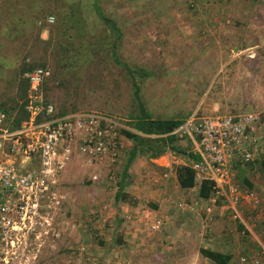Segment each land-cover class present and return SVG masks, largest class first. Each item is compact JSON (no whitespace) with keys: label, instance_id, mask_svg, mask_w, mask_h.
I'll use <instances>...</instances> for the list:
<instances>
[{"label":"rangeland","instance_id":"1","mask_svg":"<svg viewBox=\"0 0 264 264\" xmlns=\"http://www.w3.org/2000/svg\"><path fill=\"white\" fill-rule=\"evenodd\" d=\"M65 1L81 7L87 35L77 37L78 28L70 30L73 48H85L90 57L84 65L79 62L76 69L58 75L52 37L63 32L59 0H0V103L12 102L19 64L34 60L36 68L50 71L41 86L42 103H52L57 111L99 112L114 119L121 133L136 111L132 78L112 56L116 34L99 18L93 0ZM100 5L122 32L119 59L149 72L136 78L153 117L254 112L264 132V87L251 85L244 71L251 47L258 50L251 67L264 60V0H100ZM81 37L88 42L80 43ZM121 135L122 147L114 158L88 162L78 156L62 172L56 188L63 197L57 210H40L27 227L0 235V264H217L200 252L202 247L231 254L228 264H264V246L257 239L264 240L263 204L243 210L244 221H239L230 210L214 206L210 212L209 203L200 202L202 218L188 230L190 239L181 241L151 231V213L146 216L141 208L128 211L126 202L116 201L132 146V140ZM178 144L194 147L188 136H179ZM260 160L255 172L262 178L264 154ZM244 177L243 172L239 176L243 184ZM195 200L199 199L191 193L184 203ZM142 201L141 206L151 202L146 197ZM129 213H136L132 221L141 227L134 240L126 234L133 224ZM187 216L181 212L179 222L190 223ZM217 234L228 237L225 245L218 243ZM142 240L146 242L139 244Z\"/></svg>","mask_w":264,"mask_h":264},{"label":"built area","instance_id":"2","mask_svg":"<svg viewBox=\"0 0 264 264\" xmlns=\"http://www.w3.org/2000/svg\"><path fill=\"white\" fill-rule=\"evenodd\" d=\"M50 74L44 67L26 72L29 86V118L13 128L0 109V235L33 223L40 210H57L62 194L56 188L61 174L78 157L88 162L114 158L122 147L118 123L95 111H74L58 115L52 103H42L41 86ZM257 113L197 115L188 117L173 132L188 136L200 158L192 163L196 181L211 182L214 206L230 210L234 219L244 221L243 207L258 209L263 198L258 190L238 179L240 167L264 153V137L257 133ZM97 179V176H93ZM201 201L183 203L195 210ZM141 213L148 216L146 207ZM128 219L136 217L129 213ZM44 221H48L44 218ZM151 231H160L165 217L149 220ZM43 223V222H41Z\"/></svg>","mask_w":264,"mask_h":264},{"label":"trees","instance_id":"3","mask_svg":"<svg viewBox=\"0 0 264 264\" xmlns=\"http://www.w3.org/2000/svg\"><path fill=\"white\" fill-rule=\"evenodd\" d=\"M59 4L61 13L58 15V24L62 26L63 32L59 38L52 37V45L56 48L55 57L57 61L56 67L58 69V75L66 73L67 70L76 69L79 62L81 65H84L90 57V54L85 48H73L74 33L70 30L78 28L79 33H77V37L87 35L80 5L78 3H69L65 0H59ZM93 5L99 18L102 19L104 23L110 25L114 30L116 40L112 43V56L116 62L122 64L127 69L132 78L134 87L133 99L136 112L131 115V120L128 122L129 128H121V133L132 140V146L129 150V155L115 193L116 201H128L130 196L124 191V187L131 176L129 172L130 165L138 155L147 154L151 157H155L171 150L175 153L187 154L190 158L194 159V161L198 160L200 156L197 153L187 151L178 144L179 134L174 133L173 131L184 123V119L177 117L157 118L151 115L142 97L141 83L136 78L137 74L145 77L149 75V72L144 68H132L119 59L117 54V41L121 37L122 32L117 22L103 12L100 0H93ZM55 26L52 27L55 28ZM49 31L51 32V29ZM82 42L87 43V38L81 37L80 43ZM48 43H50V41H48ZM36 65H38V62L34 60L31 62L23 60L19 64L15 75L16 92L15 95L10 98L12 102L9 103V105L8 102L0 103V109L7 114L10 126L13 128L20 127L22 123L29 118L30 111L27 106L29 103L28 93L30 83L28 78L24 76V73L32 71L36 68ZM20 100L23 101L20 103ZM74 111H68V109L63 108L60 111H57V114L63 115ZM176 172L179 183L182 187H192L196 184L195 171L192 164H180L177 166ZM199 192L200 196L203 198H209L212 196L211 182L209 180H203L200 183ZM200 252L217 264H228L231 259V254L211 248L202 247Z\"/></svg>","mask_w":264,"mask_h":264},{"label":"crops","instance_id":"4","mask_svg":"<svg viewBox=\"0 0 264 264\" xmlns=\"http://www.w3.org/2000/svg\"><path fill=\"white\" fill-rule=\"evenodd\" d=\"M251 48L252 49L249 51L252 53V55L248 56L246 62L247 67L244 69L247 75L245 79H248V81L251 82L250 83L251 85L256 84L258 86L264 87V60L261 66L258 65L256 68L251 67L250 62L254 61L253 56H255L256 53L258 52V50L255 49L254 47ZM238 62L239 60H237L235 64L237 65ZM186 119L187 118L184 119V122ZM256 128H257L256 129L257 133L264 137V132L262 130L261 125L258 124ZM189 141L193 143V141L190 138ZM185 149L189 152L195 153L194 147L191 149H187V148ZM261 154L264 153L257 154L253 162H251L246 166L240 167L238 171V179H240L239 176L244 172L245 173V177L243 178L245 183L244 185L258 190L259 193L262 195L264 193V191L261 190L262 188H264V177L260 178L258 174L255 172V170H257L259 163L262 161L260 160ZM141 156H145V154ZM147 156L148 158L143 160L139 157H136L135 160L130 165L129 172L131 174L130 176L131 181L128 180L127 184L124 187V191L127 192L130 196H132L134 198V201L131 202L124 201L128 205V208L126 209H128V211L131 212L133 211L139 212L140 208L142 210L144 209V207H146L150 210L152 217L158 215L165 217L166 219L165 225L159 231L161 236H164L167 239L168 237L171 238L181 237V241L190 239V237H187V234L189 233L188 230H191V226L196 225V223L201 220L200 218H202V215H200L199 213L200 210L198 209L180 210L178 206L179 205L181 206L184 203V200L187 199V197H189L191 193H195V197H197L199 201L203 203V200L199 192L200 183L196 181V184L192 187H182L178 180L176 168L180 164H190V162H188L187 159L192 162L194 161V159L190 158V156L187 154L175 153L171 150H168L159 156H155V157H151L149 155ZM140 163H142V168L141 166H139ZM140 168L141 170H139ZM151 168H154L153 172L150 170ZM134 172L137 173L135 176H133ZM145 197L150 199L151 201L150 205L141 206L140 203L143 202L142 200L145 199ZM218 208H220L221 210L220 206H218ZM261 208H264V200H263V206ZM243 210H253V209L248 207H243ZM181 212L189 213V216L187 217L189 218L190 223L181 224L179 222V219H182L180 217ZM250 216L252 215L247 214V217ZM130 220H131L130 222H133L132 229L128 231L129 234L128 233L126 234L129 235V238L133 239V237L134 238L137 237L138 231L141 230V227L138 223H136V221H132L133 219ZM245 223L249 227V230L254 235L257 236L255 228L252 225H249L246 221ZM185 224L186 226H183ZM254 225H256V227H259L260 230H263L256 223ZM215 238L218 239V243H221V245H225L224 241L228 237L221 234H217ZM257 239L264 246V240H261L258 236ZM145 242L146 240H142L140 241L139 244L141 243L143 244ZM247 246H248L247 252L251 253L252 251L251 246L250 245ZM218 250L220 251V249ZM230 262L232 263V259L230 260Z\"/></svg>","mask_w":264,"mask_h":264}]
</instances>
